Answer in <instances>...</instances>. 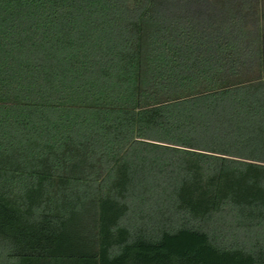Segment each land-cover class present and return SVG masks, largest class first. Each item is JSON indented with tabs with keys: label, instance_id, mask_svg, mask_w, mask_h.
Wrapping results in <instances>:
<instances>
[{
	"label": "trees",
	"instance_id": "trees-1",
	"mask_svg": "<svg viewBox=\"0 0 264 264\" xmlns=\"http://www.w3.org/2000/svg\"><path fill=\"white\" fill-rule=\"evenodd\" d=\"M0 264H264V0H0Z\"/></svg>",
	"mask_w": 264,
	"mask_h": 264
}]
</instances>
